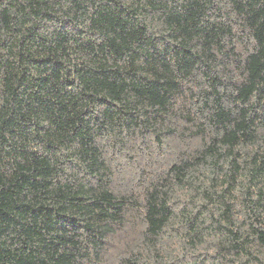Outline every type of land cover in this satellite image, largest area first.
Segmentation results:
<instances>
[{"label": "trees", "instance_id": "trees-1", "mask_svg": "<svg viewBox=\"0 0 264 264\" xmlns=\"http://www.w3.org/2000/svg\"><path fill=\"white\" fill-rule=\"evenodd\" d=\"M0 264H264V0H0Z\"/></svg>", "mask_w": 264, "mask_h": 264}]
</instances>
